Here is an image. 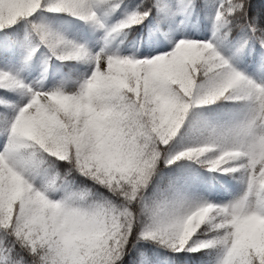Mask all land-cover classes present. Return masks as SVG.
<instances>
[{
  "label": "snow or ice",
  "instance_id": "snow-or-ice-1",
  "mask_svg": "<svg viewBox=\"0 0 264 264\" xmlns=\"http://www.w3.org/2000/svg\"><path fill=\"white\" fill-rule=\"evenodd\" d=\"M0 264H264V0H0Z\"/></svg>",
  "mask_w": 264,
  "mask_h": 264
},
{
  "label": "trees",
  "instance_id": "trees-1",
  "mask_svg": "<svg viewBox=\"0 0 264 264\" xmlns=\"http://www.w3.org/2000/svg\"><path fill=\"white\" fill-rule=\"evenodd\" d=\"M37 22H44L50 24L55 30L60 31L63 35H65L69 39H74L77 42L81 41L88 43L90 47L91 44L87 41L91 35L88 33L87 30H81V25L79 21L74 20L73 18L60 16L54 17L52 14H43V20L40 21L37 19ZM99 33L92 34V38L96 37L99 39ZM123 47V46H122ZM44 50L40 49L39 52L35 55L32 61V74L40 73L43 62H44ZM69 69H73L72 76L75 77L78 72H83L84 66L76 64L74 62H64L63 64L53 60L48 61V71L47 75L50 77L53 73L57 74L58 76H63L65 73L69 71Z\"/></svg>",
  "mask_w": 264,
  "mask_h": 264
},
{
  "label": "rangeland",
  "instance_id": "rangeland-1",
  "mask_svg": "<svg viewBox=\"0 0 264 264\" xmlns=\"http://www.w3.org/2000/svg\"><path fill=\"white\" fill-rule=\"evenodd\" d=\"M87 41L91 44V46L93 47V50H96L99 47V45L97 43L98 38H96V37L92 38V35H91L89 38H87ZM78 42H81V41H78ZM35 76H37V74L31 73L30 75H28V79L31 80ZM52 76H55L57 79L60 78V76H58L55 73H53L50 77H52Z\"/></svg>",
  "mask_w": 264,
  "mask_h": 264
}]
</instances>
